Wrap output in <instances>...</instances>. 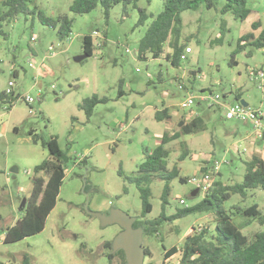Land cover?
Masks as SVG:
<instances>
[{"label":"rangeland","instance_id":"1","mask_svg":"<svg viewBox=\"0 0 264 264\" xmlns=\"http://www.w3.org/2000/svg\"><path fill=\"white\" fill-rule=\"evenodd\" d=\"M72 1L30 0L28 6L36 13L21 14L3 24L4 35L0 33V93L11 79L16 80L15 95L36 97L37 89H32L35 81L42 90L41 100L33 105L22 99L12 107L0 104V262L4 264H23L26 255L29 264H126L120 252L105 244L126 228L122 213L149 224L160 217L166 180L151 177L148 185L153 207L142 216V199L132 179L145 160V151L158 146L165 134L180 133L166 145L169 170L176 166L180 172L169 182L167 215L186 207L181 199L192 206L203 198V193L191 198L196 188L191 179L202 176L213 161L221 165L210 193L242 182L245 160L253 154L264 158V140H253L250 123L227 119L224 109L209 107L208 101L200 99L209 91L230 100L239 93L264 114V82L248 75L250 68L264 70V48L247 45L235 55L237 62L231 63L239 38L249 32L257 38L263 30L264 0H247L251 12L244 20L224 11L230 0H213L210 7L209 2H203L195 10L183 11L178 41L190 46L192 52L178 65L167 57L173 54L174 35L159 58L151 53L146 58L139 56V41L164 9V0L138 1V7L148 14L144 24H138L140 12L133 5L117 4L106 17L101 5L85 14L74 13ZM39 11L48 17L67 15L72 19L70 36L61 39L57 28L39 20ZM257 22L260 27L254 29ZM86 35L93 37V55L77 61L75 58L85 53ZM33 59L35 67L29 65ZM14 70L18 71L16 78ZM189 93L196 97L192 109L181 106ZM94 94L106 101L98 103L88 116L82 104ZM163 107H168L171 115L159 121L155 113ZM198 115L204 116V127L182 134L179 121ZM34 136L39 137L37 143ZM52 136L69 157L57 204L43 231L6 243L5 230L23 215L19 197L31 196L36 177L47 178L44 172H35V166L50 157L43 140ZM15 167L18 172L12 173ZM255 203L261 211L258 219L233 216L249 242L264 231V222L259 220H264V190L250 189L244 197L230 193L224 201L226 209L233 211V206ZM216 223L211 212L163 221L156 231L143 234L144 264H179L182 253L165 259L166 250L173 246L181 249L186 235L199 225L213 234ZM140 226L144 228V224Z\"/></svg>","mask_w":264,"mask_h":264},{"label":"trees","instance_id":"2","mask_svg":"<svg viewBox=\"0 0 264 264\" xmlns=\"http://www.w3.org/2000/svg\"><path fill=\"white\" fill-rule=\"evenodd\" d=\"M30 0H0V33L4 35L2 26L6 23H11L21 14L28 15L36 13L30 10L28 3ZM139 0H73L70 5V10L77 14H85L99 5L104 8L106 17L109 16L110 9L117 4L125 6L133 5L139 9L140 19L138 24H144L148 18L145 9L138 7ZM151 1V0H148ZM203 2H209V7L213 5V0H164V9L159 13L148 26L144 36L139 41V56L146 58L147 53H151L153 58H159L164 52V46L169 38L174 35L177 41L173 43V54L167 55L172 58L171 63L178 65L181 59V54L187 47L178 41L181 29L182 19L181 13L185 10H195ZM224 7V11H232L236 17L245 19L251 10L247 7V0H230ZM39 20L53 28H57L58 35L61 39H66L72 32L73 20L67 15H60L56 18L46 16L42 11L37 12ZM253 28L260 27V24L253 23ZM247 45H252L257 49L264 48V28L260 35L256 38L251 32L244 34L239 38L236 49L232 52L231 63H236L235 55L238 52L244 51ZM94 40L91 35H86L83 39L84 52L89 56L93 55ZM248 55L252 51L247 52ZM13 76L18 77V71H13ZM183 86V85H182ZM124 91H120L122 96ZM20 97V94L15 95L14 92L6 94L5 90L0 93V104L7 103L12 107ZM227 97V96H225ZM241 95H235V101H240ZM106 101V98H100L94 94L92 97L86 98L82 104L88 116H91L95 106ZM217 107L219 106H209ZM170 109L163 107L157 110L155 117L159 121L166 120L170 117ZM179 127L182 134H193L199 132L206 124L203 115H198L192 120L182 118L179 121ZM33 134V132H30ZM180 133H175L169 136L163 135L161 142L153 150L145 151V160L140 164L138 175L132 180L136 183L140 197L142 199V216L152 211L150 202L151 188L148 185L152 176L161 177L166 180V184L162 194L163 208L160 217L156 221L149 224L147 221L137 220L135 227L144 224L145 233L156 231L157 227L163 221H174L192 213H214L217 217L214 233L211 234L207 229H202L200 232L197 228H193L186 235L185 241L181 249L173 246L165 252V259L170 258L178 252H181V260L179 264H264V231L255 234L253 241L249 242L246 235L235 225L233 216L240 214L251 218L258 219L261 216V211L257 203L244 207L233 206V209L227 210L224 206V201L230 198V193L240 194L245 196L250 189L262 188L264 190V158L259 154H253L251 158L245 160L246 171L242 182L227 185L214 190L212 193L206 194L200 201L192 206H188L177 210L172 215L166 214V205L168 204V196L170 193V180L179 177V169L175 166L172 170L168 168V157L170 154L167 144L169 141L179 138ZM39 137L34 136L33 141L37 143ZM43 145L48 149L50 157L44 159L40 164L35 166V172H44L47 178L36 177L33 182L31 196L27 198V204L23 211V215L12 226L5 230L4 241L6 243L16 242L28 236L40 233L45 229L46 221L51 211L55 208L60 194L61 187L65 178L66 164L68 155L60 146L58 138L52 136L49 139L43 140ZM209 167L203 169L208 172ZM182 182H186V178L180 177ZM220 184V183H218ZM263 221V219H259ZM148 223V224H147ZM250 223V222H249ZM110 241L106 242L105 246L111 248ZM125 259L126 255L123 249L118 250ZM146 253L149 250L146 249ZM113 253L109 254L111 260ZM0 264H4L0 262ZM29 264L28 255L25 256L24 263ZM146 264H154L148 262Z\"/></svg>","mask_w":264,"mask_h":264},{"label":"built area","instance_id":"3","mask_svg":"<svg viewBox=\"0 0 264 264\" xmlns=\"http://www.w3.org/2000/svg\"><path fill=\"white\" fill-rule=\"evenodd\" d=\"M94 34L97 35L99 33L95 31ZM31 40L34 42L37 41L35 37H32ZM52 49L53 47H50V50ZM127 51L129 52L128 49ZM191 52H192V48L190 46H187L184 52L181 54V59L185 60L187 58V55ZM35 63L36 61L35 59H33L29 63V65L31 67H35ZM248 75L251 78V80L254 81L259 80L263 84L264 82L263 68L261 67L250 68L248 71ZM148 76L151 77V74H148ZM15 86H16V80L15 79L9 80L8 87L5 89L6 94L9 95L13 92L15 94V89H14ZM53 87L55 86L53 85ZM33 88L37 89L36 97L27 93L23 96L20 95L19 99L24 100L29 105H33V103L36 102L37 100H41L42 90H41V86L37 81H35V84L32 85V89ZM180 88H184V87L180 85ZM200 99L202 101H208L210 106H219L220 108L224 109L226 112L227 119L250 123L251 128L253 129V140H264V121H263L264 114L260 109H255L251 107L249 104L247 106L243 105L240 101L229 102L222 94L213 93L212 91H209V94H202L200 96ZM195 103H196V97L193 95V93H189L188 97L183 100L181 106L183 108L192 109ZM220 165H221L220 162L215 160L213 161V165H211L210 170L208 172H203L202 176L200 177L196 176L191 179V182L195 184L196 187L195 190L198 189L197 196L200 193H203L204 196L210 193L211 188L213 187L214 184V175L220 172ZM180 203L186 205V207L189 206L184 199H181ZM202 229L203 227L201 225L197 227V230L199 232Z\"/></svg>","mask_w":264,"mask_h":264},{"label":"water","instance_id":"4","mask_svg":"<svg viewBox=\"0 0 264 264\" xmlns=\"http://www.w3.org/2000/svg\"><path fill=\"white\" fill-rule=\"evenodd\" d=\"M88 53H84L81 56L75 58L77 61H81L82 59L88 57ZM240 102L243 105H248V103L241 99ZM12 173L18 172V168L11 169ZM198 189L194 190L192 193V199L196 197ZM20 200V209H24L27 204L26 197H19ZM116 212V211H113ZM116 220V219H114ZM121 221L124 222L126 228L120 232L115 240L111 243V247L113 251L116 252L120 249H123L126 255L127 264H144V248L142 247L143 243V234L144 228L141 226L134 227L135 219H132L122 213Z\"/></svg>","mask_w":264,"mask_h":264},{"label":"crops","instance_id":"5","mask_svg":"<svg viewBox=\"0 0 264 264\" xmlns=\"http://www.w3.org/2000/svg\"><path fill=\"white\" fill-rule=\"evenodd\" d=\"M230 97H231V96H230ZM226 100H228L229 102H233V101H235V100H233V99H232V100H230V99H229V98H227V97H226Z\"/></svg>","mask_w":264,"mask_h":264}]
</instances>
